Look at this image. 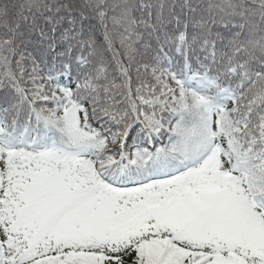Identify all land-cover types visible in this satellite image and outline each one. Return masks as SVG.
Instances as JSON below:
<instances>
[{"label": "snow or ice", "instance_id": "snow-or-ice-1", "mask_svg": "<svg viewBox=\"0 0 264 264\" xmlns=\"http://www.w3.org/2000/svg\"><path fill=\"white\" fill-rule=\"evenodd\" d=\"M0 264H264V0H0Z\"/></svg>", "mask_w": 264, "mask_h": 264}]
</instances>
